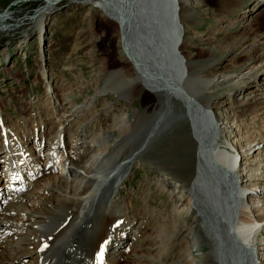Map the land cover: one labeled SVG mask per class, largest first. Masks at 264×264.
<instances>
[{"label":"bare ground","instance_id":"6f19581e","mask_svg":"<svg viewBox=\"0 0 264 264\" xmlns=\"http://www.w3.org/2000/svg\"><path fill=\"white\" fill-rule=\"evenodd\" d=\"M42 1L35 12L39 42L59 0ZM64 1L92 6L117 27L122 66L106 71L102 58L96 81H102L99 91L124 99L128 111L111 139L115 128L92 140L82 131L71 137V119L80 117L57 93L54 77L43 75L53 118L41 116L37 131L23 139L3 116L8 105H0V264H264V136L247 135L242 125L246 117L254 120L253 103L264 110V33L254 34L255 47L244 51L240 71L208 79L204 73L211 63L199 64L183 38L185 21L200 6L196 0ZM229 2L217 0L219 14L224 15ZM263 6L264 0H252L241 15L249 19ZM11 11L0 15V37L22 21L13 25ZM248 25H239L246 36L254 32L245 29ZM244 39L234 40L237 45L228 52L242 54ZM221 47L204 50L210 59ZM215 84L235 85L227 104L220 106L209 95ZM142 93L161 100L140 114L133 104ZM173 100L183 109L174 110ZM185 121L192 125L195 172L183 178L157 159L146 162L156 166L157 195L169 188L172 210L169 222L162 217L163 230L142 238L145 215L128 212L131 198L115 200L124 197L121 187L132 176L131 166ZM128 237L134 239L128 244L133 253L120 262ZM155 251L156 257L151 255Z\"/></svg>","mask_w":264,"mask_h":264},{"label":"rangeland","instance_id":"374dc122","mask_svg":"<svg viewBox=\"0 0 264 264\" xmlns=\"http://www.w3.org/2000/svg\"><path fill=\"white\" fill-rule=\"evenodd\" d=\"M196 2L200 6L184 24L183 38L189 42L188 53L199 64L211 63V70L204 73L208 79L212 77L218 79L217 77L221 74L237 73L245 64L244 51H248V47L251 48L254 45L255 36L264 33V6L247 19L244 18L247 17L246 15L241 14L252 6V0H230L226 12L222 11L224 15L219 14L221 10L217 0H196ZM241 3L244 4L240 8L239 6L234 8L235 5ZM42 4V0H0V15L12 10L11 14L16 19L12 24L16 25L17 21L22 20L16 25L15 31L0 37V105H8L5 106L3 116L13 122L8 123L23 139L24 137L29 138L37 131L40 127L41 116L48 115L53 118L49 99L51 94L46 91L44 78L48 75L56 80L57 93L66 97L68 104L71 103L74 106L75 114L80 117L79 120L71 119L69 136L76 138L81 135L82 131L92 140L100 133L104 135L105 130L110 131L115 128L114 133H109L110 139L113 138L118 132L123 115L128 111L127 102L122 98L112 96V93L107 90L99 91L102 88V81H96V71L101 66L102 58L106 59V71H113L122 66L118 59L117 27L103 19L99 10L92 6L75 5L59 0L55 10L48 16L43 26L42 39L44 41L40 43L39 32L34 26L35 12L41 8ZM5 10H7L6 13H4ZM210 12L214 14L213 18ZM245 22L246 25L247 22L249 24L245 29H254V32L247 36L245 33L247 30L239 28V25ZM241 34H244V37ZM242 39H244L240 45L242 54L228 52L232 49V45L233 47L237 45L233 43L234 40L239 42ZM207 44L212 47L222 46L221 51L209 59L204 50ZM252 52L256 54L253 48ZM262 80L260 78V82ZM234 89V84L230 86L215 84L208 92L210 96L217 99V103L221 106L227 104V98ZM160 100L161 97L156 94L144 95L133 104V107L143 114ZM172 105L174 110L183 109L176 100L172 101ZM229 106L227 110H230ZM87 107L91 109L86 114L84 111ZM251 108L254 120L248 117L243 120V128L248 130L244 132H248L247 135L250 136H264L262 128L264 110L256 102L251 105ZM219 112L221 113V108ZM179 123L171 133L166 135L167 137L155 142L144 160L131 166L128 172L132 171V176L121 187L124 197H118L115 200L118 202L123 198L126 200L131 198L133 206L128 212L137 215L139 212L142 218L145 215V218L140 220L143 223L142 238L147 236L151 230L154 232L158 228L163 230V219H167L168 215L171 216L169 213L172 210L169 188H164L166 192L157 195L155 189L159 185V176L153 172L156 166L150 168L146 162L157 159L160 165L183 178H190L195 172L196 154L195 143L191 135L192 125L189 121ZM82 124H84L83 129L79 128ZM225 143L226 141L223 140L222 145ZM65 167L66 169L69 167L68 161L65 162ZM145 196L148 198L147 201H144ZM128 238L124 242L127 249L121 253L123 257L120 262H124L128 254L133 253V250L130 252L133 248H128V244L134 243V239ZM157 251L152 252L151 255L158 256ZM176 251L175 248L174 253H177Z\"/></svg>","mask_w":264,"mask_h":264},{"label":"snow or ice","instance_id":"6c2138e0","mask_svg":"<svg viewBox=\"0 0 264 264\" xmlns=\"http://www.w3.org/2000/svg\"><path fill=\"white\" fill-rule=\"evenodd\" d=\"M103 250H104V248H103V245H102V246H101L100 253H98V255H97V260H98V261L102 259Z\"/></svg>","mask_w":264,"mask_h":264}]
</instances>
